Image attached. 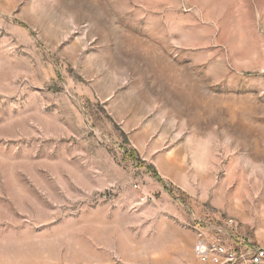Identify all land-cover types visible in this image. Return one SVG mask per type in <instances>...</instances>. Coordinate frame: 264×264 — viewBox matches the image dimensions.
<instances>
[{
	"label": "rangeland",
	"instance_id": "obj_1",
	"mask_svg": "<svg viewBox=\"0 0 264 264\" xmlns=\"http://www.w3.org/2000/svg\"><path fill=\"white\" fill-rule=\"evenodd\" d=\"M209 218L264 246V0H0V264H201Z\"/></svg>",
	"mask_w": 264,
	"mask_h": 264
},
{
	"label": "built area",
	"instance_id": "obj_2",
	"mask_svg": "<svg viewBox=\"0 0 264 264\" xmlns=\"http://www.w3.org/2000/svg\"><path fill=\"white\" fill-rule=\"evenodd\" d=\"M195 230L193 253L201 264H264V246L248 247L233 218L198 221Z\"/></svg>",
	"mask_w": 264,
	"mask_h": 264
}]
</instances>
